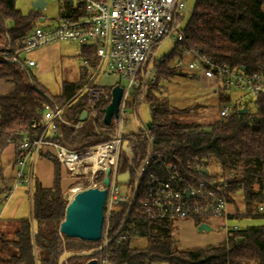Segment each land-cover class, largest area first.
Wrapping results in <instances>:
<instances>
[{"label":"trees","instance_id":"trees-1","mask_svg":"<svg viewBox=\"0 0 264 264\" xmlns=\"http://www.w3.org/2000/svg\"><path fill=\"white\" fill-rule=\"evenodd\" d=\"M61 7L62 18L83 14L81 5L70 0H61ZM40 17L37 9L22 12L15 0H0V49L27 34ZM183 32L184 39L175 43L168 54L153 61L151 67L147 64L143 67L146 70L149 66L155 76L154 82H147L143 93L151 109L149 134L155 146L171 150L183 164L202 157L217 162L226 181L225 195L242 193L246 215L264 218L258 214L264 195V92L252 97L253 111H249L239 99L243 94L232 96V92L221 88L216 93L220 108L234 101L233 111L226 118L219 117L207 125L180 122L175 117L178 110L158 92L161 80L182 69L174 66V62L184 48L196 50L233 69H242L246 74H264V0H194L183 23ZM86 56L90 68L94 67L92 53ZM90 68L82 67L78 80L62 82L60 92L51 95L39 84L31 68L0 62V79L14 84L11 92L0 96V154L11 145L13 166L18 156L15 151L18 139L24 134L34 137L40 132L46 107L55 109L65 105L62 117L72 124L79 122L82 111H88L86 94L75 98L74 95L90 77ZM180 75L198 79L189 71ZM139 93L136 90V96ZM138 105L133 104L134 112ZM103 107L104 104L99 106L101 110ZM241 108L247 111L239 113ZM111 134L112 126L105 125L101 118L93 122L87 116L79 128L57 124L60 143L71 149L103 142ZM123 140L131 146V152L127 153L123 146L120 148L116 170L129 171L132 175L146 152L148 134L128 133ZM50 161L53 163L50 187H42L33 177L31 216L4 220L5 224L13 225L9 235L2 229L0 220V264H58L63 253L87 251L100 243V240L87 241L59 233L67 201L61 188V166L54 159ZM104 174L97 172L96 179H102ZM136 199L131 205H120L108 218L110 237L117 232L126 234L121 242L115 239L109 242L106 253L111 263L264 264V221L230 230L220 242L180 248L173 220L137 214ZM231 199L228 198L229 202ZM197 219L193 218L196 226L200 223ZM92 257L72 256L65 263L82 264Z\"/></svg>","mask_w":264,"mask_h":264},{"label":"built area","instance_id":"built-area-1","mask_svg":"<svg viewBox=\"0 0 264 264\" xmlns=\"http://www.w3.org/2000/svg\"><path fill=\"white\" fill-rule=\"evenodd\" d=\"M79 4L83 14L76 18H62L61 21L40 25L37 21L30 31L0 49V62L36 67L37 62L28 55L31 51L54 43L68 42L91 51L95 59L90 68L87 56L80 60L85 68H90V77L74 95V98L86 94L88 116L94 122L103 116V109L111 99V89L119 86L122 94L116 116L111 118V136L93 145L71 149L62 145L57 137V124L79 128L83 120L72 124L62 117L65 105L51 109L46 107L41 120L40 132L36 136L21 135L15 151L14 186L3 196V203L8 200L12 189L17 185L27 188L31 199L33 184V162L45 156L56 160L68 170L70 177H82L86 181L83 187L106 188L104 220L100 243L93 248L96 264H114L107 257L106 249L111 240L121 242L125 233L109 235L110 214L122 204L131 205L135 200L136 213L150 218H170L173 223L179 219H193L207 216L223 218L221 224L225 238L230 230H237L236 224L228 223V198L223 186L226 183L222 175L210 174L208 158H196L183 164L171 150H162L155 146L154 138L149 134L150 122L135 119L138 131L148 134V146L139 166L134 168L130 192L122 193L116 177V165L120 148L131 152V146L123 140L122 125L129 101L141 104L147 82H154L155 76L149 68L143 70L152 56V52L167 39L175 43L184 39L183 23L188 12V0H70ZM174 66L185 68L196 74L199 81H213V92L221 88L230 92H240L242 97L264 92V74H246L242 69H233L226 63H217L193 49H181ZM116 76L126 80L124 86L116 81L110 86L98 85L97 78ZM136 90L140 93L136 96ZM240 97V101H242ZM135 98V99H134ZM104 104L101 110L99 106ZM234 101L223 105L220 118L231 114ZM136 115V110L134 112ZM108 170V185L102 179H96L97 172ZM129 172V171H128ZM105 176V174H104ZM122 184V183H121ZM242 186V185H241ZM140 190L142 192L140 193ZM76 191V192H77ZM261 210V207L259 208ZM204 221V220H203ZM206 222V221H205Z\"/></svg>","mask_w":264,"mask_h":264},{"label":"rangeland","instance_id":"rangeland-1","mask_svg":"<svg viewBox=\"0 0 264 264\" xmlns=\"http://www.w3.org/2000/svg\"><path fill=\"white\" fill-rule=\"evenodd\" d=\"M34 0H15L16 6L22 11L26 12L31 8V2ZM45 6L39 10L40 18H44L40 25H47L48 23H55L62 20L60 15L61 0H44ZM194 0H188V12L186 18L190 14L193 8ZM185 18V19H186ZM175 46V42L171 39H167L162 42L156 49L153 50L152 56L148 62L151 67L153 61H158L163 55L168 54ZM91 53L87 49H82L75 43L61 42L59 44V59L49 64V67L44 68L41 71L35 70L37 80L39 84L48 91L51 95H57L61 90L62 82L64 81H76L81 77V68L83 67L80 60L83 56ZM174 58V57H173ZM173 60V59H172ZM170 65V63H169ZM187 72L185 68L177 70V72L168 77L165 80H161L160 88L158 92L166 96L169 99L171 106L175 107L178 111L175 113V117L182 123L198 122L202 125H207L219 118L220 105L218 104V94L213 92V81H199L193 77H186L180 75V73ZM98 85L110 86L119 81L122 86L126 83V80L117 78L116 76H105L97 78ZM239 92H232V96H237ZM252 96L245 95L242 97L243 103L247 106L249 111H253V105L251 104ZM137 115L133 111V102L129 101L126 106V114L122 125V131L124 134L138 132L135 119H139L141 122L151 121V109L149 103L144 100L137 106ZM13 147L8 145L0 154V186L2 185V179L8 188H11L14 184V166L11 164V151ZM221 167L214 160H210L209 173L221 175ZM66 185L63 187V197L68 202L72 195L77 191V187H83L86 185L84 178H64ZM131 182L120 183V191L122 193H129L131 189ZM7 188V189H8ZM26 189L24 192L23 190ZM8 190H5L3 194ZM20 197V201L17 205L16 215H28L30 213V199L27 192V188L24 186H18L11 192L8 204H13L16 197ZM181 220V219H179ZM193 220V219H186ZM200 221H209L210 218L202 216L197 219ZM194 221V220H193ZM192 221V222H193ZM195 224V222H194ZM11 224V228H12ZM176 225H174L175 227ZM196 226V224H195ZM195 234H199L195 227ZM203 234H211L217 238L214 243L223 240L219 238V234L223 233L221 225H213L212 230L209 232L201 231ZM176 234L178 237V246L180 248L191 247L190 243L193 239L190 238L193 234L191 229L187 227H176ZM188 238V239H187ZM215 238V239H216ZM188 241L186 242L185 241ZM186 245V246H183ZM193 247V246H192ZM95 248V247H94ZM91 250V249H90ZM88 251V250H87ZM84 252V251H83ZM64 254V253H63ZM66 264V263H65ZM152 264H168L166 262H155Z\"/></svg>","mask_w":264,"mask_h":264},{"label":"crops","instance_id":"crops-1","mask_svg":"<svg viewBox=\"0 0 264 264\" xmlns=\"http://www.w3.org/2000/svg\"><path fill=\"white\" fill-rule=\"evenodd\" d=\"M43 19L44 18H41V19L39 18L38 20L41 21ZM59 44L60 43L50 44L48 46H44L36 50H33L29 53L28 56L37 62V66L31 68L35 75L36 73L34 69H37V71H41L44 68L49 67L50 63L55 62V60L60 58L59 57ZM13 88H14V84L12 82H10L7 79H0V96H3L11 92ZM13 156H14V150L11 151V159L13 158ZM32 172H33L34 178H36L40 182V185L42 187H50L52 185L53 163L52 161H50L49 158L45 156L36 158L33 162ZM60 174H61V188L63 189V187L66 185V182H67V180L66 181L63 180V177L64 178L67 177L68 180L72 177H70L68 170L63 167H60ZM1 179H2V185L0 186V189H1L0 192L1 194H3L5 190H8L10 188L7 187V185L3 181V178ZM263 184H264V167H263ZM13 186L11 188H13ZM18 186H23V185H17L15 186L14 189H16V187ZM24 188L26 187L24 186ZM14 189H12V191ZM23 191L25 192L26 189H24ZM9 201L10 199L8 198V200H5V202L3 203V195H0V220H2L3 222L1 224V227L4 231H7L8 235L11 232L10 230L11 223L5 224L4 220L31 216V201L30 200H29L30 201V213L28 215H25V214L16 215L17 205L20 201V197L17 196L15 200L13 201L12 205L8 204ZM258 207H261V210L258 211V214L264 215V195ZM227 212L229 213V218L227 220L228 223L230 224L234 223L238 226V228H243L248 225H258L264 221L263 217H260V216L252 217L250 215H246V208L244 205L242 193L240 192L233 195V198L231 199V201L229 202L227 206ZM192 221L193 220L181 219V220H176L173 223L174 225H176V227L180 226V227H187L188 229H191L192 234H193L190 237L193 239V242L190 243L191 247L214 243L215 240H217V238L211 234H203L202 232H200L199 234L193 233L195 232L194 229L196 226L194 224V221L193 222ZM201 222H205V220ZM206 222L209 223L211 227H213V225H216V224L220 226L224 222V219L223 218H210V220ZM205 232H209V231H205ZM196 233H198V231ZM218 237L219 238L223 237L224 239L225 238L224 232L222 234H219ZM183 246H186V245H183Z\"/></svg>","mask_w":264,"mask_h":264},{"label":"water","instance_id":"water-1","mask_svg":"<svg viewBox=\"0 0 264 264\" xmlns=\"http://www.w3.org/2000/svg\"><path fill=\"white\" fill-rule=\"evenodd\" d=\"M71 2V1H70ZM44 0H34L31 7L41 10L45 5ZM41 19V18H40ZM122 89L119 86H113L111 89V99L103 109L102 121L105 125H110L111 118L117 115ZM246 108L238 110L239 113H245ZM87 115L86 111H82L79 120H83ZM124 147V144H123ZM108 170L105 172L102 182L108 185ZM117 182L126 183L129 180V172L125 171L116 177ZM106 188L87 187L75 192L68 200L64 217L59 224V233L62 236L79 238L87 241H98L101 238L104 205L106 200ZM196 229L198 232L211 231L212 227L207 222H200ZM95 252L94 249L84 252H66L62 254L58 264H65V260L72 256L89 257ZM82 264H96L95 258H89Z\"/></svg>","mask_w":264,"mask_h":264}]
</instances>
